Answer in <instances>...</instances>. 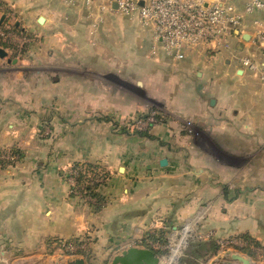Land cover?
Instances as JSON below:
<instances>
[{"label": "crops", "instance_id": "1", "mask_svg": "<svg viewBox=\"0 0 264 264\" xmlns=\"http://www.w3.org/2000/svg\"><path fill=\"white\" fill-rule=\"evenodd\" d=\"M3 2L0 28L14 37L0 41V152L18 157L0 165V264H67L57 244L71 240L87 244L76 259L109 264L140 240L166 252L210 231L234 244L196 264H224L226 252L264 264V87L248 95V80L264 79L241 64L264 56L249 37L235 33L234 57L196 51L172 66L135 19L115 44L103 32L117 13L93 33L81 3L20 13ZM140 92L168 122L138 132L135 119L153 113ZM74 165L95 166L99 210L70 195ZM158 232L167 245L149 239Z\"/></svg>", "mask_w": 264, "mask_h": 264}, {"label": "built area", "instance_id": "2", "mask_svg": "<svg viewBox=\"0 0 264 264\" xmlns=\"http://www.w3.org/2000/svg\"><path fill=\"white\" fill-rule=\"evenodd\" d=\"M66 7H75L80 3L92 12L91 29L94 32L103 23L100 14L117 13L120 16L135 19L144 27L153 29L154 43L162 53L173 62L185 59L187 53L203 51L209 57L229 54L234 57L237 39L235 33L249 37L248 45L251 49L259 50L264 56V0H62ZM116 6V9L113 6ZM7 7L0 2V14ZM97 10L98 14L95 13ZM255 17L251 25L244 23L247 17ZM10 31L0 28V41L13 40ZM239 42V41H238ZM241 64L247 70L255 72L261 68L260 75L264 79V63L254 62L252 57H244ZM161 123L155 113L137 118L135 128L147 130L149 127ZM187 123V130L190 129ZM0 160L14 161L15 156L8 154L0 156ZM76 175L72 170L68 177L69 193L77 199L94 203V199L76 190ZM215 238L210 231L195 237L197 241H208ZM188 236H184L187 246ZM235 240L218 239L216 245L224 249ZM145 240H140L129 248L144 247ZM57 248L62 255L70 260L82 257L87 246L82 240L58 242Z\"/></svg>", "mask_w": 264, "mask_h": 264}, {"label": "rangeland", "instance_id": "3", "mask_svg": "<svg viewBox=\"0 0 264 264\" xmlns=\"http://www.w3.org/2000/svg\"><path fill=\"white\" fill-rule=\"evenodd\" d=\"M3 1H6V0H0V2L5 5V3ZM8 1L10 2L8 4H10L11 6L14 7L13 10H17L18 9V12H20V13H21V11H19V10L24 9V8H29V9H32V10L36 11L38 9H42L43 5L46 4V5H50L53 9H57L60 6V4H61V0H8ZM255 17H259V15L251 16V17H248V18L246 17L244 19V23H246L248 25H251V23H252V21L254 20ZM108 20H109V22H108L109 24L108 25L111 24L110 27H112V28L111 29L108 28L109 29V33L107 31V28L104 29L103 34L104 35H109L108 38L110 40L112 39L115 42V44H119V41H124L125 43H127L129 38L131 39V35L130 34H132V32H130V30H129L130 28L127 29L128 28L127 24L136 23V21H133V19H130L128 17H122L119 14L113 16V18H110ZM118 29H119V31L116 32V30H118ZM111 33H113V34H111ZM254 60L257 61L256 58H254ZM167 62L170 63V65H172V66L175 64L172 61L169 62V60ZM165 63H166V60H165ZM235 65H238V63L235 62V61H232L231 68L233 66H235ZM167 68H169V67H167ZM234 86H236L238 88L241 87V85H234ZM263 87H264V83L259 81L257 78H252V79L248 80V92L250 91L248 93V95L251 97L252 100H257L258 93L259 94L263 93ZM140 96L142 98L141 99L142 104H145L146 106H149L147 108L151 107V109H150L151 111L150 112L155 113L157 115V117H159V119H161V123L162 122H168V117L166 116L164 111H162L161 107H159L156 104H153L148 98L145 97L143 92H140ZM147 112L148 111H146V113ZM136 119H135V121H136ZM135 121H134L133 124H135ZM45 129L46 128H44V130ZM49 129L47 128V130L45 131V132H48V134H49ZM143 131H145V130H138V132H143ZM188 241H187V246H188ZM187 246L184 245V237H183V239L180 240V242H178V244L173 249H169V251H166V254L161 256V257L164 258L165 261H169V259H172L174 254L176 252H178V253L175 254L173 261H171V264H180L181 260L184 257V253H185V250L187 249ZM84 256L86 257L87 254L84 255Z\"/></svg>", "mask_w": 264, "mask_h": 264}, {"label": "trees", "instance_id": "4", "mask_svg": "<svg viewBox=\"0 0 264 264\" xmlns=\"http://www.w3.org/2000/svg\"><path fill=\"white\" fill-rule=\"evenodd\" d=\"M6 154L10 156L18 157V154L15 151L9 150V151L0 152V156L6 155ZM3 162H4L3 160H0V165L4 164ZM94 167L95 166H90V165H74L73 170L75 171V175H76V179H75L76 190L81 193H84L85 196L88 195L91 198L95 199L97 201V205L94 209L99 210L100 204L102 201L99 198H97L96 195L92 191V189L96 187V184L90 180L91 179L90 177L87 178V175H86V171ZM149 239L154 243H159L161 246L167 245L163 232L153 233L151 236H149ZM71 241H76V240H71ZM144 246H145L144 247L145 249H150L146 245ZM218 249L219 247L211 240L208 242H203V241H197L196 239H193V240L189 239L187 249L185 250L184 257L181 260L180 264H196L197 260L204 259L210 254L218 251ZM150 250L155 252L156 255L158 256L165 255L166 253L162 251H154L152 248ZM86 254H87V250L81 256L83 257Z\"/></svg>", "mask_w": 264, "mask_h": 264}, {"label": "water", "instance_id": "5", "mask_svg": "<svg viewBox=\"0 0 264 264\" xmlns=\"http://www.w3.org/2000/svg\"><path fill=\"white\" fill-rule=\"evenodd\" d=\"M116 9V6H113ZM44 18L38 19V24L42 25ZM18 27V24L15 25ZM247 36H245L246 38ZM248 38V37H247ZM6 56V53L0 49V58ZM166 160L160 162L161 166L166 165ZM224 264H255L251 259L246 256L240 255L235 252H226L223 256ZM164 258L156 255L150 249L132 247L122 251L120 254L114 256L109 264H162ZM67 264H86L82 259L70 260Z\"/></svg>", "mask_w": 264, "mask_h": 264}, {"label": "bare ground", "instance_id": "6", "mask_svg": "<svg viewBox=\"0 0 264 264\" xmlns=\"http://www.w3.org/2000/svg\"><path fill=\"white\" fill-rule=\"evenodd\" d=\"M178 249H179V248H178ZM173 253H174V252H173ZM176 253H178V252H176ZM176 253H175V254H176ZM175 254H174V256H175ZM174 256H173L172 259H169V261H165V259H164V261L162 262V264H171V261H173Z\"/></svg>", "mask_w": 264, "mask_h": 264}]
</instances>
